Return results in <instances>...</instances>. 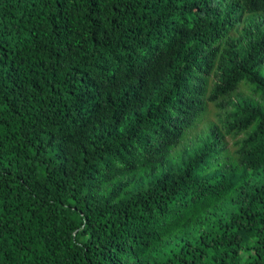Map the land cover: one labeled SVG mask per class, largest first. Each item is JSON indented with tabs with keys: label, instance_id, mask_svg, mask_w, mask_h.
<instances>
[{
	"label": "trees",
	"instance_id": "1",
	"mask_svg": "<svg viewBox=\"0 0 264 264\" xmlns=\"http://www.w3.org/2000/svg\"><path fill=\"white\" fill-rule=\"evenodd\" d=\"M0 264H264V0H0Z\"/></svg>",
	"mask_w": 264,
	"mask_h": 264
}]
</instances>
